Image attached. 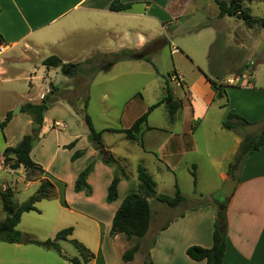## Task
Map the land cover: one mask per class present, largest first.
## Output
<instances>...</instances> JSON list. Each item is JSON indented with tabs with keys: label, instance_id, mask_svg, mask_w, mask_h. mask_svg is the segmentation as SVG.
Wrapping results in <instances>:
<instances>
[{
	"label": "crops",
	"instance_id": "obj_1",
	"mask_svg": "<svg viewBox=\"0 0 264 264\" xmlns=\"http://www.w3.org/2000/svg\"><path fill=\"white\" fill-rule=\"evenodd\" d=\"M112 1L0 0L3 40L0 45V123L8 113L12 116L0 130V173L21 174L19 179L25 188L32 187L34 191L45 179L55 189L54 198L35 204L37 211L22 214L16 228L20 226L18 231L27 237L26 244L7 243V247L0 246V249L13 252L18 264L41 258L42 249L28 244V239L38 237V231L53 225L56 216L52 211L58 210L71 216L72 222L65 224L72 227L67 241L79 228L78 243L93 255L84 263L76 253L81 264H98L99 261L101 264H135L137 258L139 264H146L147 257L151 264H205L189 259L186 250L192 246L203 249L212 246L216 213L223 207L219 205V181L230 180L235 188L224 205L226 249L222 264H264V146L246 158L241 169L231 174L227 172L228 165L240 151L244 135L257 131L252 135L256 136L263 126L264 77L256 85L257 71L254 70L264 65V29L258 25L243 28V22L236 17H219L215 0H119L130 3V9L110 12ZM243 7L247 9L245 2ZM198 17L202 23L192 22ZM190 36H195L192 45L182 39ZM166 47L170 63L162 62ZM123 50H147L150 62L125 60L99 68L100 58ZM194 55H200L203 62H198ZM50 56L58 57L62 63L83 66V69L88 66V70L84 69L88 73L90 69L96 71L72 78L65 76L71 86L59 94L61 99L49 100V96L59 91L52 82V75L56 76L59 68L47 69L42 65ZM9 63L22 66L13 72V68L7 66ZM171 74L179 78V83L170 81ZM208 80L221 87V97L216 98ZM19 81H28L29 91L16 87ZM165 83L178 106L172 121L167 112L169 101L148 111L165 99ZM84 85H89V92ZM100 85H108L106 91H93ZM36 86L38 94L30 95ZM77 96L79 101L87 100L85 110L84 104L83 109L77 107ZM44 97L49 107L43 113L41 126L34 128L32 119L20 113V107L26 103L38 105ZM68 97L74 98L75 103ZM117 98L122 99L120 104L109 100ZM105 100L111 105L105 106ZM56 107L62 108L75 122L78 114H84L90 107L102 122L105 117L108 123L112 121L97 127L93 116H89L93 128L102 131L105 150L130 173L127 172L126 181L118 183L114 202L105 201L113 168L102 163L101 155L88 141L85 123L82 134L67 135L68 122L47 117ZM111 108L115 110L112 115ZM14 109H18V113L12 114ZM228 113L242 117L250 125L245 129H224L222 123ZM144 114L146 122L132 134L133 138L110 131L128 130ZM13 126L17 127L16 132L9 137ZM34 131L36 139L30 158L43 173L25 181L26 172L22 167L10 170L3 166L2 152ZM72 142L74 147L66 149ZM76 151L84 153L71 162ZM92 162L93 169L86 178L91 195L74 192L78 174ZM138 166L155 182L156 195L172 196L177 186L186 201L199 197L198 201L202 202L188 208H183L184 203L166 209L161 205L156 208L154 220L150 204H160L150 199L148 231L135 242L139 250L133 260L124 263L121 257L134 240L128 241L123 235L111 237L109 232L124 197L137 191ZM157 178L171 187V193L159 191ZM205 180L209 181L207 186ZM183 185L189 187V191H185ZM0 188L12 191L7 181H0ZM149 238L152 239L145 256L141 248L143 241ZM63 242L59 243L60 248ZM7 263L0 252V264Z\"/></svg>",
	"mask_w": 264,
	"mask_h": 264
},
{
	"label": "trees",
	"instance_id": "obj_2",
	"mask_svg": "<svg viewBox=\"0 0 264 264\" xmlns=\"http://www.w3.org/2000/svg\"><path fill=\"white\" fill-rule=\"evenodd\" d=\"M245 0H215L219 10V17H236L240 19L248 28H252L254 25H258L264 29V16L261 18L252 17L249 10L243 7ZM131 7L130 3H121L119 0H113L109 4L110 12H123L129 10ZM3 40L0 37V45ZM112 61L108 64H112L119 61L125 60H143L150 62L149 53L147 50L141 52L123 50L117 54H113ZM42 65L48 68H59L60 73L67 77H75L77 75H90L96 69H90L88 73L82 67L71 63H62L61 60L56 56H50L43 60ZM209 81V80H208ZM210 82V81H209ZM213 90L216 93V98L221 97L220 86H216L210 82ZM166 96L165 99L151 107L148 111H152L154 108L159 106L164 101H169L167 105V112L169 120L172 121L173 115L177 110V103L172 101L171 92L168 89L167 84L164 85ZM52 91V90H51ZM87 100L84 103V110L86 109ZM49 107L47 98L44 97L42 102L38 105L26 103L20 107V113L30 116L32 122L38 126H41L43 121V113ZM11 113H8L5 119L0 123V130L2 131L7 123L11 119ZM84 123L88 129V141L92 144L95 151H97L102 157V163L106 166L113 168V177L110 185L106 191V203H112L117 198V185L121 179L127 180L125 170L121 167L118 162L107 152L101 140L102 131L97 132L93 126L89 115L84 111L83 114ZM146 122V114L138 118L128 130H110L113 133H125L130 138H133L132 134L137 133L140 126ZM250 125L242 117L228 113L225 121L222 123V127L226 130H235L237 128L245 129ZM36 139V131L31 134L24 135L22 139L14 147H6L2 152V164L4 167H8L10 170H17L20 167L24 169L25 181H30L35 175H41L43 170L35 164L30 158V151L33 141ZM264 146V122L260 133L256 136L245 134L243 137V143L239 153L235 156L233 162L228 165V174L233 173L237 169H241L244 165V161L254 152L258 151ZM74 142L67 145L66 149H72ZM83 154L82 151H76L71 156V162L75 161ZM93 162L88 164L77 176L74 182V192H82L86 196H90L92 193L91 188L86 182L87 176L93 169ZM192 182L193 186L196 184V177L192 167ZM233 179V178H232ZM235 180V179H233ZM237 181V180H236ZM137 191L135 193L128 194L124 197L121 204L117 208L111 224L110 236L123 235L126 240H137L145 236L148 231L150 224V207L149 200L155 199L156 201L165 204L169 208H175L182 205L186 199L181 194L179 189L175 187L173 196L168 195H156L155 187L156 184L153 179L146 173L141 167H137ZM55 197L54 185L48 180H41L40 185L35 193L29 197L25 202L17 204L14 202V193L6 188L2 190L0 188V205L1 210L5 214L4 220L0 223V242L8 244H17L21 232L16 230L22 214L31 211H37L35 204L42 200H50ZM225 212V206L219 207L216 213L215 221L213 224L212 234V246L209 249H203L200 247L192 246L187 248L186 255L189 259L200 262L204 261L205 264H222L226 249V219L225 215L222 216L220 213ZM72 233V228H67L59 231L54 239L46 241H38L36 239L29 238L28 243L34 246L40 247L44 250H53L60 252V241H67L68 237ZM70 243L76 249L80 260L82 262H88L93 258V255L77 241L70 240ZM139 250V245L135 243L129 249H127L121 260L124 263L133 260L134 255ZM70 264H81L78 258H67ZM146 264H151L146 258Z\"/></svg>",
	"mask_w": 264,
	"mask_h": 264
},
{
	"label": "rangeland",
	"instance_id": "obj_3",
	"mask_svg": "<svg viewBox=\"0 0 264 264\" xmlns=\"http://www.w3.org/2000/svg\"><path fill=\"white\" fill-rule=\"evenodd\" d=\"M245 6L247 7V9L250 11V14L252 17H257V18H261L264 16V0H245ZM202 20L201 17H198L197 19L195 20H192V22H197V24H200L202 23L203 21H200ZM246 25L244 23H242V27L243 28H246L245 27ZM194 35V34H193ZM195 36H190V37H185V38H182L184 40H186L185 42L186 43H189V45H192V39H194ZM181 39V38H180ZM179 39V40H180ZM176 42V40H175ZM197 48V46H196ZM164 54H162V62L163 60L166 61V63H170L171 62V57L169 56V50L168 48L166 47L163 51ZM196 56L195 59L202 63L203 62V58L201 57L200 58V55H194ZM167 58V59H165ZM110 61H112V57L110 56H106L104 57V59L100 58V61H99V65H101V67L99 68H102L103 66H105L106 64H108ZM182 61V60H181ZM7 66L13 68V72L16 71L15 69H19L21 68L22 65H14L12 63H9L7 64ZM83 67V66H82ZM84 69L88 70V66H84ZM95 70V69H94ZM57 71V75H52V82L55 86L59 87V91L58 93H55L54 96H49V100H52L53 98L55 100L57 99H61L59 96L64 92V90L67 88V87H70V83L69 82H66V80H68L67 77L63 76L60 71L58 69H56ZM254 71H257V84L256 85H259L260 82L263 80V74H264V65L262 63V65L258 66L256 70ZM51 72H54V70L51 69ZM133 80V79H132ZM66 84H69V85H66ZM16 87H19L20 90H27L29 91V82L28 81H19V82H16L15 83ZM108 85H100V86H95L93 88V91L95 92H98V93H101L103 92L104 90L106 91ZM84 88H85V91H88L89 92V85L87 87V85H84ZM31 94L30 95H33L35 96L36 94H38L39 92V89L38 87L36 86L32 91H30ZM82 91H80L79 93H81ZM61 93V94H60ZM60 94V95H59ZM1 96V95H0ZM78 98V101H77V107L78 108H82L83 109V100L79 101L80 97L77 96ZM68 99L74 104L75 101H74V98H70L68 97ZM111 102H114L115 104H120V102H122V99H109ZM1 101V99H0ZM1 104V102H0ZM108 105H111V103H108L107 100H105V106H108ZM117 106V105H116ZM100 105L97 106V108L99 109ZM114 109L111 108L110 110V115H112L114 113ZM87 114L90 116H93L94 118V124L98 127V126H101L102 124H111L112 121H110V123H108L109 121L106 120L108 119L107 117H105V120L104 122H102V119L101 117H97L96 114H94V108L92 109L91 107L89 108V110L86 111ZM18 113L17 112V109H14L12 111V114H16ZM84 113V112H83ZM116 113V112H115ZM47 117L48 118H58L60 120H65L66 122H68L67 124L69 125V132L68 130L66 131L67 135L69 134H75V133H79L82 134L83 131H84V122H83V114H78L77 116V122H75L74 118L71 119L67 113H65L63 111L62 108H59V107H56L52 110L49 111V113L47 114ZM111 126V125H110ZM16 129L17 127L16 126H13L11 129H10V134H9V137L12 136V134H14L16 132ZM257 133V131H255ZM64 133V132H63ZM256 133H248V135H254ZM1 137V135H0ZM1 143V142H0ZM84 153V152H83ZM78 159V158H77ZM76 159V160H77ZM122 167V165H120ZM87 167V166H86ZM85 167V168H86ZM127 172L129 173V171L127 170ZM127 172L125 171V174L128 178V174ZM135 174H136V171H135ZM235 174L237 175L238 174V171L235 172ZM130 175V173H129ZM0 181H7L8 185L12 188V191L14 193V202L17 203V204H21L23 202H25L29 197H31L35 191H34V188L32 189L31 188H25V185L24 183L19 179V177L21 176V174H19V176L17 175H13V176H9L8 174H6L5 172H2L0 173ZM121 180H124L126 181L125 179H121ZM120 180V181H121ZM158 181V185H159V191L161 192H170L171 193V187H167L165 183H163L162 179L160 178H157L156 179ZM225 181L226 180H223V181H219L220 183V188L225 184ZM209 181L206 182V180L204 181V184L205 186H207ZM193 183V182H192ZM201 185H202V181H201ZM90 187V186H89ZM177 187V186H175ZM175 187H174V191H175ZM178 188V187H177ZM185 191H189V187L186 188L184 185L182 187ZM107 191V190H106ZM174 194V192H173ZM182 194V193H181ZM190 193H188L189 195ZM173 196V195H172ZM191 197V196H190ZM186 199V198H185ZM196 197L195 198H191L189 199L188 201L184 202L183 204V208H188V207H194V206H197L198 204H200L202 201H198L200 198L198 197L196 200ZM156 201V200H155ZM158 202V201H156ZM160 205L158 206L157 203H153V204H150L151 205V212L153 214V219L155 220V212H156V208H160V206L164 209H166L165 207H167L165 204H162L160 202H158ZM220 205V204H219ZM182 206V205H181ZM169 212L171 213L172 211L169 210ZM52 213L56 216V222L51 225L48 229L46 230H43V231H38V233L40 234L38 237L36 238H32V239H36L38 241H46L48 239L52 240L54 239L55 235L63 230V229H67L69 228L68 226H65V224H69L71 223L72 221L69 219L71 218V216H69L67 213H64V212H60L58 210H55V212L52 211ZM4 217H5V214L2 212L1 210V205H0V223L4 220ZM67 227V228H66ZM71 227V226H70ZM59 228V229H58ZM72 228V227H71ZM20 229V226L16 228V230L18 231ZM79 229V228H78ZM76 228V233L74 235L71 236V240L73 241H77L78 240L76 239L77 238V230ZM153 229V228H152ZM58 231V232H57ZM23 234V233H21ZM109 235H110V232H109ZM151 239L152 238H149L148 241H143V245H142V248H141V253L143 255H147V251H148V246L149 244L151 243ZM137 240H134L132 241V245L135 244ZM62 242V241H60ZM59 242V243H60ZM58 243V244H59ZM80 243V242H79ZM7 243H4V242H0V246H6ZM29 244V243H28ZM31 245V244H30ZM61 245V248H60V252H55L53 250H44L42 248V257L41 258H33L31 260L27 261H23L22 264H70L68 261H67V258H72V257H77V252H76V249L74 248V246L70 243V240L69 241H65L63 243L60 244ZM26 247V246H24ZM33 247V246H31ZM35 249V248H34ZM0 252H3V257L6 258L7 260V264H18L16 263V259H13V252H11L10 250L7 251V250H2L0 249ZM139 258H137L138 260ZM136 260L135 264H139V262ZM98 264H101L100 261L98 262Z\"/></svg>",
	"mask_w": 264,
	"mask_h": 264
},
{
	"label": "water",
	"instance_id": "obj_4",
	"mask_svg": "<svg viewBox=\"0 0 264 264\" xmlns=\"http://www.w3.org/2000/svg\"><path fill=\"white\" fill-rule=\"evenodd\" d=\"M17 112H18V109H17ZM34 128H39V126L34 124ZM234 188H235L234 182L230 180L225 181V184L221 187V189L218 192L219 197H220V201H219L220 205L222 206L226 205V203L228 202V200L230 199L233 193ZM220 214L224 216V212H221ZM26 242H27V237L24 234H22L19 238L18 243L21 245H24L26 244Z\"/></svg>",
	"mask_w": 264,
	"mask_h": 264
},
{
	"label": "built area",
	"instance_id": "obj_5",
	"mask_svg": "<svg viewBox=\"0 0 264 264\" xmlns=\"http://www.w3.org/2000/svg\"><path fill=\"white\" fill-rule=\"evenodd\" d=\"M169 79L172 82L179 83V78L176 75L171 74Z\"/></svg>",
	"mask_w": 264,
	"mask_h": 264
}]
</instances>
